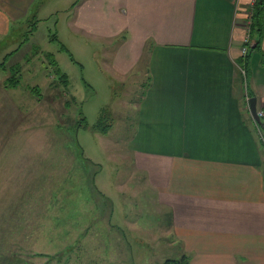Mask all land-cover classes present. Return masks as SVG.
I'll return each instance as SVG.
<instances>
[{
    "label": "rangeland",
    "instance_id": "374dc122",
    "mask_svg": "<svg viewBox=\"0 0 264 264\" xmlns=\"http://www.w3.org/2000/svg\"><path fill=\"white\" fill-rule=\"evenodd\" d=\"M81 1L46 0L14 43L0 42V264H162L182 254L154 171L129 148L144 65L121 74V37L106 48L69 27ZM155 211L162 220L150 229L141 218Z\"/></svg>",
    "mask_w": 264,
    "mask_h": 264
},
{
    "label": "crops",
    "instance_id": "0c3cea01",
    "mask_svg": "<svg viewBox=\"0 0 264 264\" xmlns=\"http://www.w3.org/2000/svg\"><path fill=\"white\" fill-rule=\"evenodd\" d=\"M45 2L0 0L6 48ZM258 2L82 0L69 21L106 48L121 37L113 62L121 74L144 65L129 148L153 169L189 264H264V116L258 127L250 108L256 97L264 110V36L248 58L242 52ZM141 219L152 229L162 215Z\"/></svg>",
    "mask_w": 264,
    "mask_h": 264
},
{
    "label": "trees",
    "instance_id": "16d2710c",
    "mask_svg": "<svg viewBox=\"0 0 264 264\" xmlns=\"http://www.w3.org/2000/svg\"><path fill=\"white\" fill-rule=\"evenodd\" d=\"M249 28V35L247 36L249 41L245 43L246 45H248V51L245 53L247 58L252 51L259 47L264 36V7L260 1L257 3V8L253 14V19L250 23ZM254 43H256V46L255 48H252L251 45ZM17 84L18 82L12 83L13 86H16ZM83 119L85 118L83 117ZM103 130L105 131L106 128ZM162 264H189V260L188 256L186 254H183L177 258H168Z\"/></svg>",
    "mask_w": 264,
    "mask_h": 264
},
{
    "label": "built area",
    "instance_id": "2783aa9c",
    "mask_svg": "<svg viewBox=\"0 0 264 264\" xmlns=\"http://www.w3.org/2000/svg\"><path fill=\"white\" fill-rule=\"evenodd\" d=\"M236 3L238 2H240V0H234ZM258 0H252V4L253 3H255V2H257ZM261 3H262V5H263V7H264V0H259ZM249 23H251L250 22V20H249ZM249 40H248V37H246L245 38V43H247ZM248 51V45H244L243 47H242V52L243 53H246ZM257 114H258V116L261 118V117H263L264 116V110L263 109H259V110H257ZM256 124H257V126L259 127L260 125V122H258V121H256ZM261 139H262V141H263V143H264V135L261 133Z\"/></svg>",
    "mask_w": 264,
    "mask_h": 264
},
{
    "label": "water",
    "instance_id": "95a60500",
    "mask_svg": "<svg viewBox=\"0 0 264 264\" xmlns=\"http://www.w3.org/2000/svg\"><path fill=\"white\" fill-rule=\"evenodd\" d=\"M256 43L252 44L251 47L255 48ZM256 97L250 98V108L252 115L257 119L258 122H261V118L257 114V105H256Z\"/></svg>",
    "mask_w": 264,
    "mask_h": 264
}]
</instances>
